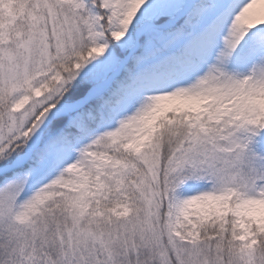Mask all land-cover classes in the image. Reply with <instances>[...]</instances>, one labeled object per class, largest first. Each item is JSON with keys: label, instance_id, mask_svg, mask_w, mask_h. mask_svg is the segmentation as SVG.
<instances>
[{"label": "snow or ice", "instance_id": "1", "mask_svg": "<svg viewBox=\"0 0 264 264\" xmlns=\"http://www.w3.org/2000/svg\"><path fill=\"white\" fill-rule=\"evenodd\" d=\"M0 264H264V0H0Z\"/></svg>", "mask_w": 264, "mask_h": 264}]
</instances>
